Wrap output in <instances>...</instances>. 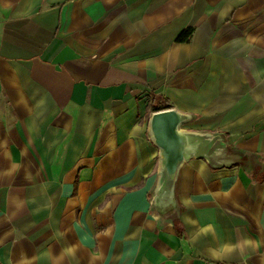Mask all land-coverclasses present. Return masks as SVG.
<instances>
[{
    "label": "crops",
    "instance_id": "0c3cea01",
    "mask_svg": "<svg viewBox=\"0 0 264 264\" xmlns=\"http://www.w3.org/2000/svg\"><path fill=\"white\" fill-rule=\"evenodd\" d=\"M158 104L251 155L167 224ZM0 264H264V0H0Z\"/></svg>",
    "mask_w": 264,
    "mask_h": 264
},
{
    "label": "water",
    "instance_id": "95a60500",
    "mask_svg": "<svg viewBox=\"0 0 264 264\" xmlns=\"http://www.w3.org/2000/svg\"><path fill=\"white\" fill-rule=\"evenodd\" d=\"M194 115L176 108L155 111L148 122V137L158 150V171L152 190V209L161 223L178 218L177 184L183 167L192 160H204L219 170L236 165L247 167L251 155L231 148L224 134L185 129Z\"/></svg>",
    "mask_w": 264,
    "mask_h": 264
},
{
    "label": "trees",
    "instance_id": "16d2710c",
    "mask_svg": "<svg viewBox=\"0 0 264 264\" xmlns=\"http://www.w3.org/2000/svg\"><path fill=\"white\" fill-rule=\"evenodd\" d=\"M189 36H190V31H187L180 37V39L184 40L185 38H188ZM162 109H163V107L160 104L154 106L155 111H159Z\"/></svg>",
    "mask_w": 264,
    "mask_h": 264
}]
</instances>
